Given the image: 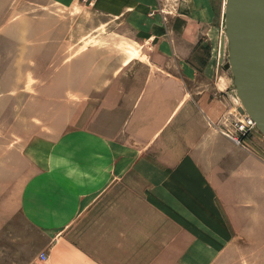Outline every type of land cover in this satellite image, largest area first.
<instances>
[{
    "label": "rangeland",
    "instance_id": "1",
    "mask_svg": "<svg viewBox=\"0 0 264 264\" xmlns=\"http://www.w3.org/2000/svg\"><path fill=\"white\" fill-rule=\"evenodd\" d=\"M211 1L214 15L208 20L195 0H146L149 10L121 18L99 10L94 0H0V264L53 262L51 223L35 218L51 219L54 194L57 202H67L62 198L73 184L88 190L85 168L101 161L110 169L141 162L140 251L136 240L132 248L126 238L123 263L112 254L89 257L103 264H264V199L226 208L232 237L216 241V223L178 224L163 209L154 212L143 187L148 145L117 142L131 111L156 104L155 95L142 100L149 76L165 75L154 62L156 40L191 39L181 27L199 24L189 47L186 85L216 99L219 115L206 118L221 136L263 157V164L255 159L253 167L254 182H264V133L258 126L245 134L237 128L249 114L220 60L225 0ZM206 71L214 76L209 79ZM224 71L230 86L220 85ZM139 155L142 159L134 158Z\"/></svg>",
    "mask_w": 264,
    "mask_h": 264
},
{
    "label": "crops",
    "instance_id": "2",
    "mask_svg": "<svg viewBox=\"0 0 264 264\" xmlns=\"http://www.w3.org/2000/svg\"><path fill=\"white\" fill-rule=\"evenodd\" d=\"M195 1L197 10L203 5L199 13L210 20L214 15L212 1ZM94 4L104 13L118 18L136 15L137 9H148L146 0H94ZM201 28L202 25L190 23L181 30L185 35L189 32L193 35ZM192 35L191 39L156 40L154 62L165 75L156 71L154 76L151 74L144 89L145 96H142L146 101L149 95H155L156 104L152 109L131 111L129 117L124 118L125 133L117 142L132 140L148 145L142 155L148 160V177L147 180L143 178V187L145 201L154 212L161 208L178 224L216 223V241L224 243L232 237L228 235L230 221L225 209L244 206L241 200L255 198L262 202L264 199V182H254L253 167L255 159L263 164V157L238 148L221 136L206 118V114L219 115L216 99H209L206 89L193 93L192 88L187 87L189 47L195 42ZM175 47L180 50L176 57L172 56ZM207 73L209 79L214 76V73ZM222 74L220 85L230 86L232 79H227V72ZM142 156L134 158L142 159ZM140 164L138 161L132 168L120 164L110 169L108 162L101 161L97 168H85L88 190L84 192L73 184L62 198L67 202H61V198L57 202V194L53 195L51 219L48 214L35 218L36 222H46L45 225L51 223L55 241L51 264H103L89 254H112L117 256L116 263H123L121 256L126 255V238L132 248L136 240L137 252L140 251ZM97 174L99 177L94 176ZM97 185L101 186L100 198L94 195ZM188 225L184 227L189 229ZM74 229L81 233L74 236L71 232Z\"/></svg>",
    "mask_w": 264,
    "mask_h": 264
},
{
    "label": "water",
    "instance_id": "3",
    "mask_svg": "<svg viewBox=\"0 0 264 264\" xmlns=\"http://www.w3.org/2000/svg\"><path fill=\"white\" fill-rule=\"evenodd\" d=\"M224 2L220 60L231 71L246 112L264 133V0Z\"/></svg>",
    "mask_w": 264,
    "mask_h": 264
},
{
    "label": "built area",
    "instance_id": "4",
    "mask_svg": "<svg viewBox=\"0 0 264 264\" xmlns=\"http://www.w3.org/2000/svg\"><path fill=\"white\" fill-rule=\"evenodd\" d=\"M256 124H255V120L250 116L248 115L245 120H241L238 122L237 124V128L238 130L241 132V133H247L249 132L250 130L252 129H256ZM232 136V135H231ZM235 140H237L239 143L241 142V140L237 137L235 138L234 136H232ZM41 258L43 260H46L48 258V255L46 253H41Z\"/></svg>",
    "mask_w": 264,
    "mask_h": 264
},
{
    "label": "bare ground",
    "instance_id": "5",
    "mask_svg": "<svg viewBox=\"0 0 264 264\" xmlns=\"http://www.w3.org/2000/svg\"><path fill=\"white\" fill-rule=\"evenodd\" d=\"M137 54H138V51L135 50L134 53H133V56H135V55H137ZM133 56H132V57H133ZM130 60H131V59H128V60L126 61V63H128ZM255 124H256V127H257V123H256V122H255ZM256 127H255V128H256ZM256 129H257V128H256Z\"/></svg>",
    "mask_w": 264,
    "mask_h": 264
}]
</instances>
